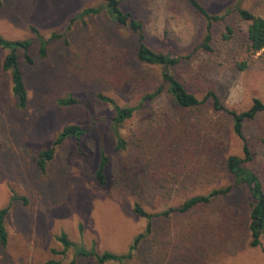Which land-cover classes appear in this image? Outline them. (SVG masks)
<instances>
[{
    "label": "rangeland",
    "instance_id": "obj_1",
    "mask_svg": "<svg viewBox=\"0 0 264 264\" xmlns=\"http://www.w3.org/2000/svg\"><path fill=\"white\" fill-rule=\"evenodd\" d=\"M0 1V38L27 41L31 60L22 47L15 49L27 93L21 108L11 71L3 68L9 49L0 46V209H8L0 264H97L77 247L95 254L126 252L147 222L134 203L163 211L231 182L223 159L241 155V144L231 118L213 109L207 93L237 112L254 98L264 102V55L249 48L248 21L234 10L239 5L264 18V0H198L210 14L228 11L214 25L211 50L198 47L203 17L186 0H119L141 23L150 48L191 54L171 67L200 100L190 109L177 107L167 92L141 101L160 83L159 69L138 61L137 35L104 9L71 22L103 0ZM98 94L137 106L119 128L123 148H116L113 107ZM69 97L78 102L59 103ZM67 125L88 130L56 144ZM242 133L252 152L246 166L264 187V109L243 123ZM49 149L54 153L42 169L40 155ZM102 156L108 158L104 184L95 177ZM249 200L241 185L186 213L153 218L124 264H264V235L251 247L245 228ZM61 234L71 242L64 253Z\"/></svg>",
    "mask_w": 264,
    "mask_h": 264
},
{
    "label": "trees",
    "instance_id": "obj_2",
    "mask_svg": "<svg viewBox=\"0 0 264 264\" xmlns=\"http://www.w3.org/2000/svg\"><path fill=\"white\" fill-rule=\"evenodd\" d=\"M186 1L203 17L204 33L202 40L198 44V47L211 50L214 25L217 22L223 20L226 17L228 11H226L224 14H210L199 3L198 0ZM119 3V0H103L102 5L88 7L84 9L79 16L72 17L71 22H73L75 19L83 18L85 15L96 14L104 9L112 21L120 26L127 27L137 35L138 38L135 56L138 61L145 65L157 67L159 69L160 83L156 85L151 92L145 93L142 96L141 101L143 102L145 100L152 99L162 92H167L172 102L177 107L181 109H190L196 107L200 103L198 97L194 93L188 91L184 84L171 71V67L173 65L178 64L182 60H188L191 54L178 56L172 51H155L150 48L143 40L141 23L136 18H134L130 12L122 10ZM234 10H236L241 19L248 21L247 39L249 42V48L253 52L262 51V54L264 55V18L252 13L245 8L240 7L239 5H235ZM226 29L228 31L231 30L229 26H226ZM58 36H61V34H53L51 37L58 38ZM28 45L29 43L27 41H7L0 38V46L5 49H9V52L3 59V68L5 70L11 71L13 92L18 97V106L21 108H24L27 104V93L21 71L18 66V59L15 49L19 46L22 47L25 58L28 61H31L26 52ZM45 52L46 50L43 46L39 48V53L41 56L45 55ZM207 96L210 97L212 101L213 109L221 110L229 115L231 118L234 136L241 144V155L228 153V155L223 159L225 173L228 175L231 182L226 186L213 187L207 193L193 194L185 198L179 205L169 207L163 211L149 212L136 202L133 205L134 212L140 216H144L147 219V222L144 229L133 238L126 252L117 254L114 252L104 251L101 254H95L85 248L77 247V253L84 256H94L97 264H104L107 261H117L119 264H124L133 257L140 241L150 232L151 221L153 218L159 216H168L174 211L186 213L198 206L209 204L213 200L227 195L234 188L241 185H245L247 187L250 197L245 225L246 232L249 237V245L251 247H257L260 245V239L264 235V187L259 174L246 166V162L252 158V152L250 151L249 145L246 142L242 132L243 123L246 120L253 119L260 111H262L264 109V102L260 99L254 98L250 107L243 111L237 112L233 109L225 107L219 101L213 91H208ZM97 97L102 101L108 102L112 105L114 114L111 118V122L114 134L116 136V148H123L125 146V142L119 133V128L126 119L133 115L134 111L137 109V106H121L117 104L112 98L102 94H98ZM77 102L78 100H76L74 97H69L59 101V103L62 105L76 104ZM87 130V128H83L79 125H67L62 129L55 143H61L63 139L70 136L81 138L84 134H86ZM53 153L54 149H49L40 155L39 164L42 169L44 168L45 161L51 159ZM208 157L209 156H205V158ZM107 162L108 158L106 156H102L99 166L95 172V177L100 184L105 183L104 171ZM7 211V208L0 209V243L4 246L7 243V231L4 224ZM59 240L65 245L64 250L61 251V253H64L65 250L71 246V242L67 240L65 234H61L59 236ZM45 264H59V262L57 260H49ZM70 264H74V262L72 261Z\"/></svg>",
    "mask_w": 264,
    "mask_h": 264
}]
</instances>
